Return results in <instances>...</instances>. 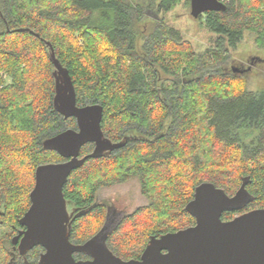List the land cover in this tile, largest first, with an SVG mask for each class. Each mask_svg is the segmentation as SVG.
I'll return each mask as SVG.
<instances>
[{
  "label": "trees",
  "instance_id": "1",
  "mask_svg": "<svg viewBox=\"0 0 264 264\" xmlns=\"http://www.w3.org/2000/svg\"><path fill=\"white\" fill-rule=\"evenodd\" d=\"M224 4L194 18L211 35L200 51L169 23L190 0H0V218L15 222L27 210L38 165L64 160L42 147L68 128L53 108L45 41L67 68L77 104L100 103L104 135L127 138L72 172L63 194L74 207L89 208L102 185L136 178L147 199L137 212L149 216L151 233L173 232L192 222L184 207L196 185L232 195L248 176L247 210L264 208V90L241 86L228 68L248 32L264 48V0ZM90 230L76 231L82 238Z\"/></svg>",
  "mask_w": 264,
  "mask_h": 264
},
{
  "label": "water",
  "instance_id": "2",
  "mask_svg": "<svg viewBox=\"0 0 264 264\" xmlns=\"http://www.w3.org/2000/svg\"><path fill=\"white\" fill-rule=\"evenodd\" d=\"M225 7L220 0H190V14L194 18ZM45 44L53 64V108L64 119L74 118L76 127L66 128L42 141L43 149L56 152L64 160L35 168L34 184L28 194L30 204L19 219L26 226L18 246L20 253L41 244L45 252L41 254L40 264H264V208L244 211L230 220L222 219L223 213L242 210L253 202L254 196L246 188L248 176L242 178L232 195L211 182L196 185L192 199L184 207L195 218V225L168 232L159 239L152 237L141 262H123L116 257L105 260L102 257L105 250L93 262L74 260L73 252L89 251L98 239L103 244L107 234L102 229L80 246L69 242L70 215L63 187L72 172L87 159L108 156L123 146L127 138L114 142L104 135L102 105L77 104L67 68L57 59L52 44L49 41ZM88 143L93 144L92 150L80 156L81 148ZM88 210H79L76 215Z\"/></svg>",
  "mask_w": 264,
  "mask_h": 264
},
{
  "label": "flooded vegetation",
  "instance_id": "3",
  "mask_svg": "<svg viewBox=\"0 0 264 264\" xmlns=\"http://www.w3.org/2000/svg\"><path fill=\"white\" fill-rule=\"evenodd\" d=\"M90 145H92L93 148V144ZM80 156L82 155L80 154ZM104 187L109 186L102 185L98 187L92 201L86 206V208L89 207V211L80 215H76L80 208L78 207L77 209L67 200V208L70 215V243L80 246L97 235L102 229H104L107 234L103 244H100L102 240L98 239L94 245L88 248L90 249L89 251H75L72 256L75 261L93 262L100 258L101 255L99 252L105 250V254L102 256L105 260L116 257L123 262H141L143 252L150 243L152 237L159 239L168 232L154 231L151 233L149 216L137 212L139 208L146 204L129 210L131 204L122 202L125 198H113L111 199L113 202H110V199L103 200V198L99 197L98 192ZM74 209V212H70V210L72 211ZM25 211L20 215H14L15 222H7L6 218L11 217V215L3 214L0 218V228L4 230L0 236V249L5 257L4 264H40L41 254L45 252V248L41 244L34 245L23 254L19 251L18 246L23 236L22 232L26 230V226L20 224L19 219L23 216ZM242 212L244 211L240 210V212L235 213L233 217ZM187 215L191 217L192 222L176 231L195 225V218L189 213H187ZM82 228H91V230L87 236L81 238L77 235L76 230ZM162 253H166V250L163 249Z\"/></svg>",
  "mask_w": 264,
  "mask_h": 264
},
{
  "label": "rangeland",
  "instance_id": "4",
  "mask_svg": "<svg viewBox=\"0 0 264 264\" xmlns=\"http://www.w3.org/2000/svg\"><path fill=\"white\" fill-rule=\"evenodd\" d=\"M175 15L176 19H171L170 14L168 15L169 23L181 30L197 50H204L209 44L208 41L211 35L197 19L191 16L190 8L178 6L175 9ZM229 61L228 68L233 72H237L236 74L241 75L238 78L241 80V86H246L252 91L264 90V48H258L255 45L254 34L248 32L236 47L230 50ZM69 119H72L74 124H68ZM65 120L64 125L66 127H76L74 118H66ZM90 144L88 143L84 146H89ZM98 195L103 200L110 199V202H113L111 200L113 198H125L122 202L131 204L129 210L147 204V199L141 194L140 185L136 178L128 182L112 184L109 187L101 188ZM248 207L249 205L241 211H246ZM3 232L4 230L0 228V236ZM4 258V254L0 249V264H4Z\"/></svg>",
  "mask_w": 264,
  "mask_h": 264
},
{
  "label": "built area",
  "instance_id": "5",
  "mask_svg": "<svg viewBox=\"0 0 264 264\" xmlns=\"http://www.w3.org/2000/svg\"><path fill=\"white\" fill-rule=\"evenodd\" d=\"M221 2H223V3H226L227 2V0H220Z\"/></svg>",
  "mask_w": 264,
  "mask_h": 264
}]
</instances>
